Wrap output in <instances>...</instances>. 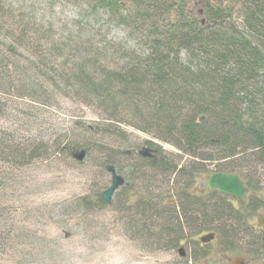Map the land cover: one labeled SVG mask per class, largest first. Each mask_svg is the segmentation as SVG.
<instances>
[{
    "label": "trees",
    "instance_id": "16d2710c",
    "mask_svg": "<svg viewBox=\"0 0 264 264\" xmlns=\"http://www.w3.org/2000/svg\"><path fill=\"white\" fill-rule=\"evenodd\" d=\"M63 1L85 6L92 18L107 15L127 36L112 41L105 27L95 31L79 23L47 28L9 0H0V96H9L7 105L25 99L50 108L63 97L101 119L89 140L79 134L69 140L67 134L46 142L44 127L40 135L26 137L0 130V239L5 248L17 247L24 235L15 205L29 199L31 187L40 192L21 171L48 162L52 154L80 166L98 154L103 170L115 166L117 156L126 161L128 185L112 206L117 204L132 240L145 250L177 249L194 225L199 232H219L224 253L238 249L234 241L247 236L245 224L223 202L206 200L205 206L186 198L172 212L166 199L170 193L180 198L183 187L211 167L241 176H257L264 168V0ZM123 127L172 145L191 162L169 159L152 141L137 149ZM144 147L155 150L157 165L137 155ZM108 150L117 156L110 157ZM81 153L79 162L74 157ZM248 183L258 188L254 180ZM100 191L55 205L52 215L85 219L103 211ZM205 256L193 252L195 262Z\"/></svg>",
    "mask_w": 264,
    "mask_h": 264
},
{
    "label": "rangeland",
    "instance_id": "374dc122",
    "mask_svg": "<svg viewBox=\"0 0 264 264\" xmlns=\"http://www.w3.org/2000/svg\"><path fill=\"white\" fill-rule=\"evenodd\" d=\"M9 3L19 10L22 9L27 18L32 17L47 28L52 25L60 29L79 23L92 29L96 27L95 31L98 27H105L104 32H109L107 38L112 41H121L127 36L122 28L112 26L107 15L102 13L96 18L88 16L90 11L85 6H76L63 0H9ZM61 99L58 103L55 101L54 106L50 108H41L40 105L25 99H11L8 106L9 96H0V103L5 102V108H2L4 115L0 109V130L26 137V134L38 135L39 128L44 127L46 132L43 137L46 142L53 143L56 138H64L67 134L69 140L76 134L84 135L89 140L92 137V127L101 123L99 116L89 108ZM78 122L89 130L78 126ZM123 130L127 132L130 144L138 145L137 149L143 147L145 142L152 141L169 159L173 160L178 156L177 160L181 158V165L191 162L188 155L168 143L130 127H123ZM118 146L116 145L117 149L120 148ZM106 153L110 157L117 156L111 154L110 150ZM59 157L62 158L63 155ZM59 157L52 154L48 162L34 164L21 173L17 169V174L27 175L32 184L40 187V192L37 194L36 188L34 193L35 188L31 187L29 199L15 205L24 235L19 245L13 249L5 248V243L0 239V245L3 246L0 247V264H185L186 261L178 254L179 247L174 250L156 248L157 252L152 249L148 251L132 240L133 234L129 231L127 220L117 211V204L112 207L105 206L103 211L85 219L52 215L55 205L70 204L83 197L96 196L94 194L100 190L102 194L112 184L109 174L99 166L100 155L95 154L90 161L83 163V166L73 159L64 162ZM116 158V168L121 172L120 175L126 177L125 159L118 156ZM258 170L264 173L262 166ZM120 191L122 194L123 189ZM20 193L27 195L25 188H22ZM121 194L119 200L122 199ZM172 196L167 195V203L175 201ZM116 199L115 196L113 203H116ZM59 209L63 210L61 207ZM196 226L188 232L187 239L181 242L189 254L195 247H200L199 238L207 234L197 231ZM214 248V243L204 247L202 252L209 251L210 254L208 258L196 264H206L214 258Z\"/></svg>",
    "mask_w": 264,
    "mask_h": 264
},
{
    "label": "flooded vegetation",
    "instance_id": "af4514ba",
    "mask_svg": "<svg viewBox=\"0 0 264 264\" xmlns=\"http://www.w3.org/2000/svg\"><path fill=\"white\" fill-rule=\"evenodd\" d=\"M209 174L216 175L227 173H218L214 169L210 168L208 172L196 174L195 179L191 182V184L189 183L188 186L183 187L180 192V198H177L173 195V193H170L173 195L172 198H174L173 200L175 201L168 203V210L172 211L173 208L176 209V205L180 206V202L182 200L186 201V198L198 200L205 206L207 204L206 200H212L214 202V199H217L223 202L225 206L230 207L229 209H231L233 213L238 215V219L244 222L247 236L245 237L243 242L234 241V244L238 246V249H234L231 252L224 253V250L220 248L219 232H207V234L202 237L213 234L214 241L208 244H202L200 241L202 237H200L198 241L200 243V247H195L192 253H190L192 255L186 252L184 244H180L178 254L181 256L180 250H183L184 256H181V258L186 261L185 264H187L188 262L191 264H196L208 258L210 252H202V249L206 246L209 247L214 243V247H216L214 248V258L212 257L211 260L206 264H230L234 262V260L239 259H243V264H264V226L260 222L261 219L264 221V173L259 171V174L257 176L252 175V172L250 173V175L248 173L247 175L242 176L236 173V176L238 175V177H240L241 181L244 183V187L246 188L245 197L243 199H238L232 196L225 195L223 193L218 192L217 190L214 191L210 189H204V177ZM229 174L235 173H228V175ZM251 179L254 180V182L258 183V188L250 187L248 182H251ZM192 187L193 189H191ZM202 190H204V193L199 192ZM179 208L180 207H177V211H179ZM180 221L181 223H183V220L180 219ZM188 232L190 231H187V237ZM215 244L217 245L215 246ZM193 252H197L198 254L200 253L206 256L198 262H195V260L193 259ZM229 254H231L232 256H230Z\"/></svg>",
    "mask_w": 264,
    "mask_h": 264
},
{
    "label": "water",
    "instance_id": "95a60500",
    "mask_svg": "<svg viewBox=\"0 0 264 264\" xmlns=\"http://www.w3.org/2000/svg\"><path fill=\"white\" fill-rule=\"evenodd\" d=\"M205 119L202 117L201 121L203 122ZM127 153V152H125ZM129 153V152H128ZM138 154L146 159L150 165H157L159 158L155 155V151L150 148H143ZM84 153L81 155L75 156L79 161H83ZM106 171L111 175V186L101 194V202L104 206L108 207L113 204V197L115 193L125 186V179L118 175L117 170L114 166H107ZM205 187L204 189H210L214 191H218L228 196H232L234 198L243 199L245 197L246 188L244 187V183L241 181L240 177L236 174H209L204 177ZM200 193H204V190L199 191ZM261 224L264 226V221L260 220ZM214 240V235H208L200 239L201 243L208 244ZM181 256H184L183 250H180ZM230 264H243V259L234 260V262Z\"/></svg>",
    "mask_w": 264,
    "mask_h": 264
}]
</instances>
